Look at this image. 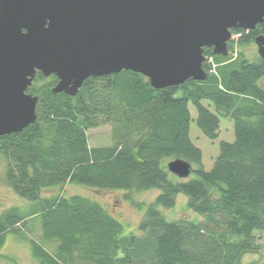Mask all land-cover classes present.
I'll use <instances>...</instances> for the list:
<instances>
[{
    "label": "trees",
    "instance_id": "1",
    "mask_svg": "<svg viewBox=\"0 0 264 264\" xmlns=\"http://www.w3.org/2000/svg\"><path fill=\"white\" fill-rule=\"evenodd\" d=\"M262 32L263 24L232 29L237 38L228 49L255 43ZM204 55L207 80L164 89L124 70L90 77L70 96L53 92L57 76L38 72L27 90L38 97L37 121L0 137V171L5 160L7 184L33 204L0 214V250L14 233L30 244L39 264H243L246 254L258 252L256 232L264 231V59L251 61L243 52L224 57L212 48H204ZM189 103L210 140L219 136L221 117L234 124V141H221L210 170L190 135ZM103 125L112 127L113 144L91 148L87 131ZM177 158L192 165L194 178L170 177L163 163ZM65 184L161 192L149 205L126 196L145 212L139 233L124 235V225L89 197L42 198L43 189ZM180 194L202 221L164 215L161 208L175 207ZM34 217L40 241L23 233Z\"/></svg>",
    "mask_w": 264,
    "mask_h": 264
},
{
    "label": "water",
    "instance_id": "2",
    "mask_svg": "<svg viewBox=\"0 0 264 264\" xmlns=\"http://www.w3.org/2000/svg\"><path fill=\"white\" fill-rule=\"evenodd\" d=\"M264 59V0H0V137L37 121V73L76 96L90 77L124 70L155 89L205 81L204 48L227 57L232 29L250 31ZM168 171L187 179L181 158Z\"/></svg>",
    "mask_w": 264,
    "mask_h": 264
},
{
    "label": "rangeland",
    "instance_id": "3",
    "mask_svg": "<svg viewBox=\"0 0 264 264\" xmlns=\"http://www.w3.org/2000/svg\"><path fill=\"white\" fill-rule=\"evenodd\" d=\"M237 36H232L236 40ZM239 52H243L246 58L254 60L258 55V48L255 43L245 45H235L234 51L230 52L234 57ZM210 61V59H209ZM264 87V77L259 82ZM180 95V92L177 93ZM209 105L212 112L216 113L213 103L204 102ZM189 110L192 116L190 125V135L195 143L203 153V167L205 170H210L214 164L215 159L219 155L221 141H234V124L229 118L221 117V129L219 136L215 140L208 139L197 127L196 118L197 110L192 103H189ZM88 143L91 148L110 146L113 144L112 127L110 125H103L97 128H92L87 131ZM173 159H166L164 165L167 167L168 162ZM5 166L6 162L3 160L0 171V214L4 211L18 207L24 211L32 207V203L26 199L18 196L5 180ZM169 172V171H168ZM170 177H176L170 173ZM195 174L190 175V179L194 178ZM159 189H149L143 191H125V190H102L92 189L80 185L65 184L63 186H54L45 188L42 191V198L52 197L57 195H64L70 197L74 195H81L89 197L102 204L114 217H116L124 225V235L131 233L138 234V225L144 215L145 208H136L127 200L126 196L149 205L154 202L160 194ZM188 197L180 194L177 196L175 207L171 209L161 208L164 215L169 220H178L187 218L193 221H202L203 216L188 209ZM28 232L30 237L40 241L42 232L38 217L31 218L27 221V228L23 233ZM257 244L259 245L258 252L249 253L243 257V264H253L264 260V231L256 232ZM48 249L52 248L48 246ZM0 264H39L32 256L30 244L22 241L14 233H8L6 236L5 245L0 250Z\"/></svg>",
    "mask_w": 264,
    "mask_h": 264
}]
</instances>
